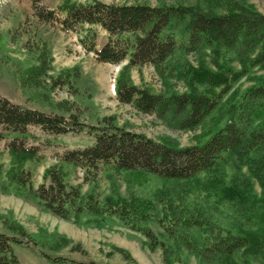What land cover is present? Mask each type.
<instances>
[{
  "label": "trees",
  "instance_id": "16d2710c",
  "mask_svg": "<svg viewBox=\"0 0 264 264\" xmlns=\"http://www.w3.org/2000/svg\"><path fill=\"white\" fill-rule=\"evenodd\" d=\"M201 1L207 11L198 6L106 4L98 0L86 3L64 0L56 8L44 5L43 0H30V8L38 23L55 25L63 32L83 31L80 43L96 62L125 63L114 84L120 104L153 115L170 128L191 131L218 108L224 95L251 69L264 70V15L241 0ZM214 9L223 13H214ZM85 25L99 26L107 34L102 46L96 47V34L84 30ZM179 25L185 31L180 43L171 31ZM201 48L209 51L214 70L203 63L197 67L188 63L168 64L178 50L189 53ZM231 51L240 64L238 71L219 64L222 56ZM144 66L152 67L158 75L163 92L154 93L132 82L131 69ZM51 70L49 50L42 45L34 63L19 74L21 92L46 104L48 112L23 107L0 96V142L8 156L7 183L0 187V193L13 195L68 222L84 212L113 216L126 229L141 234L150 251L160 249L163 264L180 262L183 253L194 257L197 264L264 261L262 229L234 234L202 215L171 207L161 212L157 202L135 195L107 198L101 207L94 193L83 196L79 185L67 182L70 169L80 170L84 183L95 181L103 170L189 180L263 150L264 125L256 126L255 122L264 118V77L245 92L224 126L203 143L173 147L117 126L112 116L103 117L93 132V143L56 153L55 163L44 169L42 182L33 187L26 165L42 160L44 143L36 131L56 137L80 132L84 127L83 113L76 102L53 103L50 99L52 92L64 87L69 96H84L77 87L79 68L61 70L56 76L49 74ZM170 79L182 82L187 91H172ZM200 86L205 92L199 90ZM150 224H155L160 232L155 233ZM12 230L23 231L19 226H13ZM115 249L130 259L123 250ZM0 264H22L12 249V239L3 233H0Z\"/></svg>",
  "mask_w": 264,
  "mask_h": 264
},
{
  "label": "rangeland",
  "instance_id": "374dc122",
  "mask_svg": "<svg viewBox=\"0 0 264 264\" xmlns=\"http://www.w3.org/2000/svg\"><path fill=\"white\" fill-rule=\"evenodd\" d=\"M64 0H43L49 8H56ZM79 3L91 0H72ZM106 4L146 3L151 6H198L208 9L201 0H98ZM264 15V0H241ZM214 13H223L220 9ZM184 25V24H183ZM183 25L172 29L177 41L185 37ZM96 34V47L102 46L107 34L96 25H85ZM84 32H63L57 26L38 23L32 16L30 0H0V96L15 104L30 109L48 112L46 104L29 99L19 87L20 72L34 63L37 50L44 45L50 53L51 76L61 70L78 67L80 80L77 87L82 97L69 96L67 88L51 93L53 103L68 100L76 102L82 111V131L64 136H48L36 131L42 137V155L39 162L26 165L31 173L32 186L42 182L45 168L55 163L54 156L64 149L86 147L93 143V132L101 125L103 117L112 116L115 124L130 132L142 134L157 142L173 147H187L205 142L228 121L230 112L242 102L245 92L257 85L264 77V70L253 68L237 81L222 98L218 108L196 129L182 131L170 128L153 115H144L131 106L120 104L115 97L114 84L120 65L103 64L86 53L80 43ZM211 55L205 48L197 52H175L168 64L188 63L197 67L200 63L214 70ZM222 68L234 71L241 69L233 51L227 52L219 61ZM132 82L144 86L154 93L164 91L162 81L152 67L144 66L130 71ZM168 84L176 93L186 92L182 82L170 79ZM200 91L205 88L200 86ZM264 125V118L255 122ZM8 156L0 142V187L6 185L5 172ZM70 185H79L83 196L94 193L99 206L107 198H128L135 195L158 203L160 211L182 210L205 216L212 222L234 234L247 231L264 233V149L251 153L245 159L224 163L216 170L203 173L189 180H169L152 174L132 172L114 173L101 171L95 181L82 182V173L70 169L67 178ZM263 216V214H262ZM22 228V233L12 230ZM155 233L160 229L150 224ZM0 233L12 239V249L22 264H163L161 250L150 251L145 238L130 231L113 216L92 215L84 212L65 221L55 218L37 206L0 193ZM115 248L129 255L126 259ZM261 260L258 264H263ZM174 264H197L194 257L183 253L180 262Z\"/></svg>",
  "mask_w": 264,
  "mask_h": 264
}]
</instances>
